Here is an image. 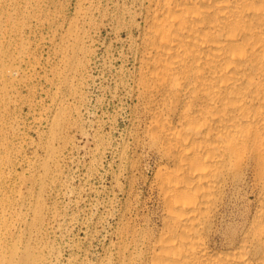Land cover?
Returning <instances> with one entry per match:
<instances>
[{
    "label": "rangeland",
    "instance_id": "obj_1",
    "mask_svg": "<svg viewBox=\"0 0 264 264\" xmlns=\"http://www.w3.org/2000/svg\"><path fill=\"white\" fill-rule=\"evenodd\" d=\"M140 10L141 0H0V264H139L158 232V160L137 97ZM246 201L227 194L213 246Z\"/></svg>",
    "mask_w": 264,
    "mask_h": 264
},
{
    "label": "bare ground",
    "instance_id": "obj_2",
    "mask_svg": "<svg viewBox=\"0 0 264 264\" xmlns=\"http://www.w3.org/2000/svg\"><path fill=\"white\" fill-rule=\"evenodd\" d=\"M134 25L162 209L139 264H264V0H141ZM240 189L252 203L215 247L224 199Z\"/></svg>",
    "mask_w": 264,
    "mask_h": 264
}]
</instances>
